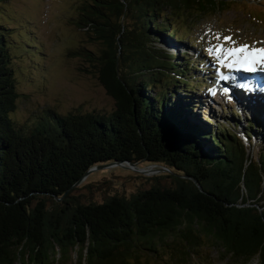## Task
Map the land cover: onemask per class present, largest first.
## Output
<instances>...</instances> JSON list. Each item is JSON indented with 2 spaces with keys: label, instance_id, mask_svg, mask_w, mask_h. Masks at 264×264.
<instances>
[{
  "label": "trees",
  "instance_id": "16d2710c",
  "mask_svg": "<svg viewBox=\"0 0 264 264\" xmlns=\"http://www.w3.org/2000/svg\"><path fill=\"white\" fill-rule=\"evenodd\" d=\"M233 2L87 1L77 25L94 32L104 49L97 57L82 52L92 56L115 110L63 116L46 109L25 125L12 117L18 74L25 75L15 65L22 53L32 61L26 50L33 41L9 33L0 21V264H130V257L138 262L143 252L157 256L154 241L170 234L177 239L170 249L173 261L196 255L203 235L212 247L248 263L258 247L238 225L220 221L230 214L235 220L253 219L256 209H237V204L257 206L264 217V124L246 118L238 134V122L225 126L203 117L196 97L207 84L201 60L159 48L162 38L189 40L180 21L187 27L201 19L198 12ZM17 41L23 46H13ZM233 95L239 96H234L239 108L264 109L260 99L250 106L241 93ZM254 139L261 143L253 145ZM142 158L192 178L213 199L205 198L203 207L198 200L172 196L81 203L72 195L92 168ZM177 201L190 212L176 209ZM142 243L147 246L139 247Z\"/></svg>",
  "mask_w": 264,
  "mask_h": 264
},
{
  "label": "rangeland",
  "instance_id": "374dc122",
  "mask_svg": "<svg viewBox=\"0 0 264 264\" xmlns=\"http://www.w3.org/2000/svg\"><path fill=\"white\" fill-rule=\"evenodd\" d=\"M87 1L89 0H1L0 21L9 33L27 35L28 40L31 39L34 44L30 45L29 51L26 50L33 57L32 61L23 53L16 59L15 66L25 72V75L18 74L16 86L19 99L12 116L19 125L27 124L32 116L46 109L63 116L77 113L109 115L115 110L116 102L101 85L96 65L91 62V57L99 56L104 45L95 38L94 32L77 25L80 8ZM215 7L209 13L198 12L202 15L201 19H193L187 27L184 21H180L181 29L184 27L188 31V41L176 43L162 38L159 48L168 52H182L181 57L187 54L201 60L200 70H205L200 74L206 76L205 81L209 83L203 93L196 94L197 102L203 104L200 105L199 112H202L203 117L222 122L225 126H233L234 122H238L241 128L236 132L239 134L246 118L251 121L258 118L264 124V109L262 106L257 109L254 106L237 107L239 100L235 97L239 96L231 92L237 89L229 88L232 94L227 89L219 90L217 70H237L244 63L256 64L260 58H264V0H234L233 3L218 4ZM20 40L23 42L25 38ZM17 43L13 46H23L20 41ZM84 50H88L92 56H87L89 54L82 52ZM208 69L213 71L211 75H208ZM241 94L242 101L250 106L255 99L264 102V95L260 92L241 91ZM232 112L235 115L232 116ZM252 142L255 146L261 143L260 139ZM251 153L252 150L249 154ZM149 186L150 183L143 179H136L123 169L111 167L91 171L75 185L72 195L81 203H102L112 196L128 197ZM176 240L173 234L162 242L157 239L153 243L159 251L157 256L143 252L138 262L130 257L129 263L243 264L241 259L234 260L218 246L212 247L211 239L203 235L200 236L199 247L195 249L196 255L180 257V262L173 261L169 256ZM142 244L138 246H147Z\"/></svg>",
  "mask_w": 264,
  "mask_h": 264
},
{
  "label": "water",
  "instance_id": "95a60500",
  "mask_svg": "<svg viewBox=\"0 0 264 264\" xmlns=\"http://www.w3.org/2000/svg\"><path fill=\"white\" fill-rule=\"evenodd\" d=\"M117 167L126 171L129 175L134 178L143 179L145 182L150 183L148 188H143L137 190L136 192L130 194V196L125 197L124 195L116 196L120 199H124L127 201H132L136 195H145L147 198L155 199V197L160 198H173V200H181V199H188V200H198L196 203L202 205L203 207L206 206L205 198L211 199L212 197L205 194L203 189L192 179L189 177L181 176L177 172L159 165L157 163H149L142 158L139 161H122V162H113L110 164L100 165L95 168L89 170L83 178L80 180L82 181L91 171L99 170V169H108V168ZM185 182L189 183L190 185L186 184ZM188 185L191 189L185 188L184 186ZM191 192L195 194L194 197L191 193L190 194H183L181 192ZM213 199V198H212ZM179 201L174 203L176 209L183 211L184 214L190 212L189 208H180ZM165 202V201H163ZM135 203V202H134ZM237 209L241 208H250L256 209L255 216L253 219H232L231 214L227 217H224L220 224L225 226H232L238 225L243 233L251 238L250 242L252 245L255 244L256 252L254 255L247 256V264L251 262H256L259 264L260 256L264 249V217L262 215V209L258 208L257 206H250L249 204L245 205H235ZM227 208H231L230 206H226ZM196 223H198L196 221Z\"/></svg>",
  "mask_w": 264,
  "mask_h": 264
},
{
  "label": "bare ground",
  "instance_id": "6f19581e",
  "mask_svg": "<svg viewBox=\"0 0 264 264\" xmlns=\"http://www.w3.org/2000/svg\"><path fill=\"white\" fill-rule=\"evenodd\" d=\"M248 66L249 68L244 70L243 72H237L238 76H235L234 78H232L230 75L226 76L227 83L232 81L233 79V81L237 84L238 87L240 86L244 89L243 91H247L248 93L251 91L260 92L264 95V91H259L260 87H264V58H260L259 61L256 62V64L248 63ZM249 74L255 75L249 78L247 77L248 80L246 79L245 81H243V78L246 77L245 75Z\"/></svg>",
  "mask_w": 264,
  "mask_h": 264
}]
</instances>
